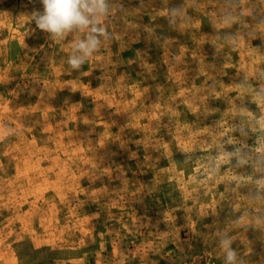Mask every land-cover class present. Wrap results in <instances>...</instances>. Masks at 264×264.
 Wrapping results in <instances>:
<instances>
[{
    "label": "rangeland",
    "instance_id": "obj_1",
    "mask_svg": "<svg viewBox=\"0 0 264 264\" xmlns=\"http://www.w3.org/2000/svg\"><path fill=\"white\" fill-rule=\"evenodd\" d=\"M107 2L0 0V264H264V0Z\"/></svg>",
    "mask_w": 264,
    "mask_h": 264
},
{
    "label": "clouds",
    "instance_id": "obj_2",
    "mask_svg": "<svg viewBox=\"0 0 264 264\" xmlns=\"http://www.w3.org/2000/svg\"><path fill=\"white\" fill-rule=\"evenodd\" d=\"M42 12H34L32 19L36 27L55 38H64L69 33H85L83 39L73 44L72 55L67 63L79 70L93 55L101 43V37L108 33L102 26V17L108 14L107 0H40ZM231 241L221 240L226 252V264H235L236 253L230 247Z\"/></svg>",
    "mask_w": 264,
    "mask_h": 264
}]
</instances>
